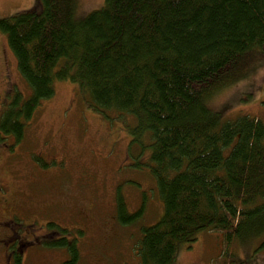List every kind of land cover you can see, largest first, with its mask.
Wrapping results in <instances>:
<instances>
[{"label": "trees", "instance_id": "trees-1", "mask_svg": "<svg viewBox=\"0 0 264 264\" xmlns=\"http://www.w3.org/2000/svg\"><path fill=\"white\" fill-rule=\"evenodd\" d=\"M74 13L75 0H41L40 9L0 17L29 88L4 107L0 130L23 138L56 80L72 81L106 118L129 116L132 147L149 150L134 166L149 168L164 211L142 228L141 264H173L178 245L201 232L222 235L210 264H242L236 242L264 235V121L225 119L206 100L264 59V0H104L81 19ZM139 212L118 193L122 225H136ZM47 228L60 235L43 244L68 253L62 264H79L78 233Z\"/></svg>", "mask_w": 264, "mask_h": 264}, {"label": "rangeland", "instance_id": "rangeland-1", "mask_svg": "<svg viewBox=\"0 0 264 264\" xmlns=\"http://www.w3.org/2000/svg\"><path fill=\"white\" fill-rule=\"evenodd\" d=\"M103 4L75 0L74 17ZM33 8L40 9L41 0H0V17ZM18 92L26 98L29 88L0 30V115ZM206 105L225 119L247 115L264 121V59ZM119 117L106 118L75 83L56 80L55 94L36 111L23 138L0 130V264H16L12 247L22 264H62L68 253L43 244L60 235L47 228L49 222L71 230L69 238L78 233L79 264H141L136 244L142 228L154 225L164 209L149 168L134 166L147 160L149 150L138 156L127 127L132 119ZM118 193L130 213L142 210L136 225L118 221ZM255 233L234 245L242 264H264V249L256 250L264 235ZM221 250L220 233L201 232L196 241L178 245L173 264H210Z\"/></svg>", "mask_w": 264, "mask_h": 264}, {"label": "bare ground", "instance_id": "bare-ground-1", "mask_svg": "<svg viewBox=\"0 0 264 264\" xmlns=\"http://www.w3.org/2000/svg\"><path fill=\"white\" fill-rule=\"evenodd\" d=\"M11 149V148H10Z\"/></svg>", "mask_w": 264, "mask_h": 264}]
</instances>
